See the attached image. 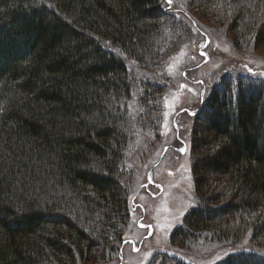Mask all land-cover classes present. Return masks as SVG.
I'll list each match as a JSON object with an SVG mask.
<instances>
[{
	"label": "trees",
	"instance_id": "trees-1",
	"mask_svg": "<svg viewBox=\"0 0 264 264\" xmlns=\"http://www.w3.org/2000/svg\"><path fill=\"white\" fill-rule=\"evenodd\" d=\"M189 4L228 12L237 46H264V0ZM190 23L163 0H0V264L119 261L127 151L158 127L163 73L193 40ZM192 120L195 189L214 188L171 241L200 248L249 236L250 249L219 264H264L263 76L224 75ZM156 264L188 263L160 254Z\"/></svg>",
	"mask_w": 264,
	"mask_h": 264
},
{
	"label": "rangeland",
	"instance_id": "rangeland-1",
	"mask_svg": "<svg viewBox=\"0 0 264 264\" xmlns=\"http://www.w3.org/2000/svg\"><path fill=\"white\" fill-rule=\"evenodd\" d=\"M163 2L191 22L193 40L163 73L170 83L159 104L158 127L139 133L127 151L125 165L130 179L122 185L129 191L130 219L123 229L121 245L118 243L122 250L119 261L107 263L156 264L157 255L167 254L188 264H219L232 251L250 249L249 236L234 245L200 248L180 247L171 241L187 213L203 206L202 201L214 188L203 196L195 189L192 166L202 157L193 156L191 150L192 118L224 75L249 73L264 78V46L256 48L253 42L237 46L228 24L222 21L223 17L230 19L228 12L222 16L215 7L194 9L190 0ZM260 15L259 24L264 21V10ZM128 65L137 75L158 80L157 74L135 62ZM261 252L264 255V249Z\"/></svg>",
	"mask_w": 264,
	"mask_h": 264
},
{
	"label": "snow or ice",
	"instance_id": "snow-or-ice-1",
	"mask_svg": "<svg viewBox=\"0 0 264 264\" xmlns=\"http://www.w3.org/2000/svg\"><path fill=\"white\" fill-rule=\"evenodd\" d=\"M166 2L168 3V4H171L172 3V0H166ZM181 151H185V149H183V148H181L180 149ZM19 210H17V212H18ZM4 213H5V210L3 209V208H0V217H3L4 216Z\"/></svg>",
	"mask_w": 264,
	"mask_h": 264
}]
</instances>
